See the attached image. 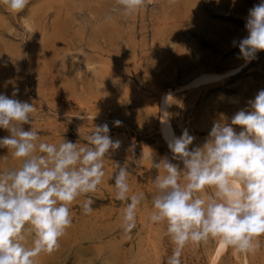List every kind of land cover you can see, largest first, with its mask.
I'll list each match as a JSON object with an SVG mask.
<instances>
[{
    "label": "rangeland",
    "instance_id": "obj_1",
    "mask_svg": "<svg viewBox=\"0 0 264 264\" xmlns=\"http://www.w3.org/2000/svg\"><path fill=\"white\" fill-rule=\"evenodd\" d=\"M259 2L145 0L127 17L115 10L116 0H29L19 13L0 3V93L11 97L18 89L17 99L36 106L31 126L39 141L59 144L65 138L85 146L94 125L104 123L121 141L104 157L102 184L90 194L93 213L82 214L86 197H79L59 248L41 254L37 264H167L174 245L165 235L166 224L147 219L159 173L152 161L137 165L135 160L142 154L171 160L159 133L157 106L163 92L172 93L168 112L175 135L187 129L195 137L190 147H196L206 141L214 122L230 124L264 89V51L244 64L232 44L247 36L246 18ZM238 67L212 85L182 88L202 72ZM83 115L87 118H79ZM8 134L0 129V138ZM4 155L8 159L0 158V172L20 166L10 150L0 149ZM116 163L127 167L132 191L145 193L130 238L121 226L124 203L115 199ZM32 238L25 233L27 244ZM260 240L264 244V237ZM217 243L186 247L182 264H210ZM216 264H264V247L254 255L226 248Z\"/></svg>",
    "mask_w": 264,
    "mask_h": 264
},
{
    "label": "clouds",
    "instance_id": "obj_2",
    "mask_svg": "<svg viewBox=\"0 0 264 264\" xmlns=\"http://www.w3.org/2000/svg\"><path fill=\"white\" fill-rule=\"evenodd\" d=\"M0 3L19 13L29 0ZM144 6L145 0H116L115 10L127 17ZM245 28L247 36L232 44L239 48L238 58L247 63L264 51V0L249 10ZM18 92L11 97L0 93V129L9 133L0 138V149L10 150L21 161L18 168L0 172V264H37L41 254L59 248L60 238L73 223L71 206L79 197H86L80 205L82 214L93 213L95 201L90 194L102 184L104 157L118 150L121 141L110 136L104 123L94 125L85 146L65 138L59 144L40 142L31 126L36 106L17 99ZM170 96L164 97L160 109L161 125L169 130ZM248 104L230 124L214 122L202 146L190 147L195 137L184 129L178 137L164 135L171 160L165 156L156 161L143 154L135 160L137 165L152 161L151 167L159 173L147 219L151 224H166L165 235L174 245L167 264H182L186 247L210 240L243 255H254L264 247L260 240L264 237V89ZM121 123L114 122L115 126ZM25 125L30 127L26 130ZM235 126L241 130L235 131ZM0 158L8 159L7 155ZM112 180L115 199L124 203L121 226L130 238L145 193L132 191L124 165L116 163ZM208 190L212 191L204 195ZM26 232L33 237L30 245L25 242Z\"/></svg>",
    "mask_w": 264,
    "mask_h": 264
},
{
    "label": "bare ground",
    "instance_id": "obj_3",
    "mask_svg": "<svg viewBox=\"0 0 264 264\" xmlns=\"http://www.w3.org/2000/svg\"><path fill=\"white\" fill-rule=\"evenodd\" d=\"M244 64H246V62ZM240 68L241 67H238L236 69L229 70V71H226V72H223V73L202 72V73L196 75L191 81H189L182 88H186V89H188V88H190V89H197V88H201V87H205V86L212 85L214 83H217V82L225 79L226 77H228L230 75L235 74L238 70H240ZM169 94L170 95L172 94L171 91L163 92L160 95V97H159L158 106H157L158 117H159V133L161 135L162 140L164 141V143L166 145H167V143H166V141L164 139V135L165 134H168L169 135V139H170L171 138V134L174 133V131H173L172 125H171V129L170 130L167 129V128H165V127H163L161 125V122H160V109L163 106V99H164V97L167 96V95H169ZM169 98H168V101H169ZM167 111H168V107H167ZM170 124H171V122H170ZM225 250H226V248H224L222 245H220L219 243H217L216 246H215V249L213 251L210 264H216V261L218 260V258L220 257V255Z\"/></svg>",
    "mask_w": 264,
    "mask_h": 264
}]
</instances>
